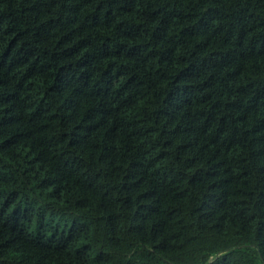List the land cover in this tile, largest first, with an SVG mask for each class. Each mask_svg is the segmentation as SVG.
I'll return each instance as SVG.
<instances>
[{"label":"trees","instance_id":"16d2710c","mask_svg":"<svg viewBox=\"0 0 264 264\" xmlns=\"http://www.w3.org/2000/svg\"><path fill=\"white\" fill-rule=\"evenodd\" d=\"M0 264H264V0H0Z\"/></svg>","mask_w":264,"mask_h":264}]
</instances>
